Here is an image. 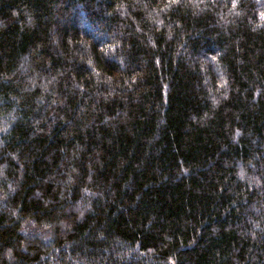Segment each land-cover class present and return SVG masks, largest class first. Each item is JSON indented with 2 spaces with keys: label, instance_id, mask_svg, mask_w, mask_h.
Here are the masks:
<instances>
[{
  "label": "trees",
  "instance_id": "obj_1",
  "mask_svg": "<svg viewBox=\"0 0 264 264\" xmlns=\"http://www.w3.org/2000/svg\"><path fill=\"white\" fill-rule=\"evenodd\" d=\"M0 264H264V0H0Z\"/></svg>",
  "mask_w": 264,
  "mask_h": 264
}]
</instances>
